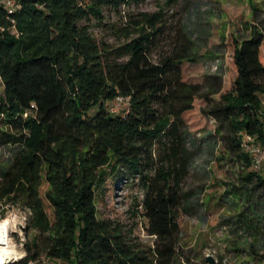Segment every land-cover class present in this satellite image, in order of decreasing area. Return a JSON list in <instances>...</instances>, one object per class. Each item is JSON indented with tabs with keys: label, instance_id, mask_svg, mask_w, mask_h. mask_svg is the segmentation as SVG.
I'll return each instance as SVG.
<instances>
[{
	"label": "trees",
	"instance_id": "16d2710c",
	"mask_svg": "<svg viewBox=\"0 0 264 264\" xmlns=\"http://www.w3.org/2000/svg\"><path fill=\"white\" fill-rule=\"evenodd\" d=\"M18 1L12 15L0 4V145L16 147L10 162H0V212L23 204L33 231L18 264L43 256L68 264H175L178 214L189 211L193 194L182 187L190 167L187 114L205 85L184 71L198 61L193 38L180 27L172 50L155 61L168 32L163 11H139L113 25L126 40L112 46L96 38L91 22L104 23L105 10L121 12L131 0ZM247 32L232 43L234 87L211 113L228 126V146L245 163L241 179L253 191L264 187V174L252 168L241 132L264 145V29L250 23ZM216 86L209 85L210 94L217 95ZM119 95L130 103L115 113L110 104ZM158 142L171 144L160 163ZM123 173L146 187L143 216L154 237L148 250L98 215L97 190L108 175ZM244 189L235 186L232 194L245 196ZM238 223L255 245L256 219L242 213Z\"/></svg>",
	"mask_w": 264,
	"mask_h": 264
},
{
	"label": "rangeland",
	"instance_id": "374dc122",
	"mask_svg": "<svg viewBox=\"0 0 264 264\" xmlns=\"http://www.w3.org/2000/svg\"><path fill=\"white\" fill-rule=\"evenodd\" d=\"M139 11L164 12L168 32L154 52L155 61L172 50L176 31L182 26L186 28L194 40L198 61L186 62L185 74L192 81L205 84L195 109L187 114L183 148L190 155V167L182 187L193 194L188 201L189 211L178 214L181 227L175 264H264V187L251 191V183L243 184L241 173L245 163L228 146V126L211 113L217 97L234 87L233 40L249 35L250 23L264 29V0H131L121 12L105 10L104 23L92 20L91 30L99 41L118 46L126 38L111 27L124 26ZM262 56L264 59V50ZM211 83H216L217 95L209 93ZM166 145L167 148L159 142L155 145L158 163L171 147ZM15 151L14 146L0 145V162H10ZM235 186L244 187L245 196L233 195ZM47 189L45 182L42 196L52 214L45 196ZM145 194L146 187L139 176L108 175L97 190V206L99 218L112 220L136 246L148 250L154 237L148 233L147 219L143 216ZM242 213L252 215L258 222L260 236L255 245L253 237L238 223ZM29 215L23 204L8 205L5 214L0 212V219L13 220V238L22 255L26 253L24 242L33 234L28 230ZM43 259L48 264H68L47 256Z\"/></svg>",
	"mask_w": 264,
	"mask_h": 264
},
{
	"label": "built area",
	"instance_id": "2783aa9c",
	"mask_svg": "<svg viewBox=\"0 0 264 264\" xmlns=\"http://www.w3.org/2000/svg\"><path fill=\"white\" fill-rule=\"evenodd\" d=\"M0 4L3 5L9 14H15L21 9V3L18 0H0ZM130 103L129 96L119 95L110 104V110L112 112H119L123 109V105L128 107ZM29 112L25 113L28 116ZM242 138V149L245 153L249 154L251 158L252 168L260 173H264V145L259 140L257 134H250L247 132H241ZM26 253L21 255L19 259H16L8 264H18L22 259H24ZM26 264H48V262L43 258L31 259Z\"/></svg>",
	"mask_w": 264,
	"mask_h": 264
},
{
	"label": "bare ground",
	"instance_id": "6f19581e",
	"mask_svg": "<svg viewBox=\"0 0 264 264\" xmlns=\"http://www.w3.org/2000/svg\"><path fill=\"white\" fill-rule=\"evenodd\" d=\"M4 221H7V225H6V228L4 229V231L2 233H0V236H2V238H3V242H0V248L8 249L9 251L14 250L16 254H20V252L17 248V244L13 238V229H12L13 220L10 217L0 219V223H3ZM14 260H16V259L15 258H6L4 261V264L11 263Z\"/></svg>",
	"mask_w": 264,
	"mask_h": 264
},
{
	"label": "clouds",
	"instance_id": "9594fccd",
	"mask_svg": "<svg viewBox=\"0 0 264 264\" xmlns=\"http://www.w3.org/2000/svg\"><path fill=\"white\" fill-rule=\"evenodd\" d=\"M7 221L0 223V233L6 228ZM0 242H3L2 236H0ZM22 254H16L14 250L9 251L8 249L0 248V264H4L6 258L19 259Z\"/></svg>",
	"mask_w": 264,
	"mask_h": 264
},
{
	"label": "water",
	"instance_id": "95a60500",
	"mask_svg": "<svg viewBox=\"0 0 264 264\" xmlns=\"http://www.w3.org/2000/svg\"><path fill=\"white\" fill-rule=\"evenodd\" d=\"M210 260H211V261H214V259H213V258H211Z\"/></svg>",
	"mask_w": 264,
	"mask_h": 264
}]
</instances>
